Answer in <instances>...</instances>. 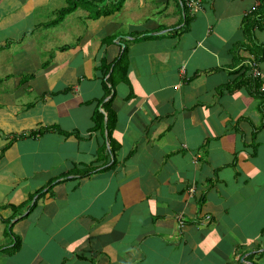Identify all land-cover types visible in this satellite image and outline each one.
Wrapping results in <instances>:
<instances>
[{
	"label": "crops",
	"instance_id": "obj_1",
	"mask_svg": "<svg viewBox=\"0 0 264 264\" xmlns=\"http://www.w3.org/2000/svg\"><path fill=\"white\" fill-rule=\"evenodd\" d=\"M181 2L47 27L67 0H0V264H264L261 102L218 92L244 72L257 0H200L188 28ZM124 42L111 153L98 103Z\"/></svg>",
	"mask_w": 264,
	"mask_h": 264
},
{
	"label": "trees",
	"instance_id": "obj_2",
	"mask_svg": "<svg viewBox=\"0 0 264 264\" xmlns=\"http://www.w3.org/2000/svg\"><path fill=\"white\" fill-rule=\"evenodd\" d=\"M98 1L96 0H67V6L63 7L59 10H57L54 13V18L46 24L47 27H53L58 24H60L66 16L74 12L78 7L85 8L86 10H91L93 6L97 7L98 4L96 3ZM125 0H116V5L114 8H110L109 6L105 5L102 6L101 10H97L96 12H89L92 19H98L100 17H106L109 15H112L118 11H120L123 7ZM182 9L184 10V22L185 24L183 25L184 28H188V25L190 23V16L188 10L184 6V2L182 0L181 2ZM264 22V0H257V5L255 6L254 10L252 11L251 15L246 18V22L244 23V36L249 38V41L251 42V46H244V48L249 52L247 58L241 63L243 65V70L244 72L241 73V77L237 81L232 82V85H226L224 87H220L218 92L221 93L224 90L228 91H233L240 89L241 87H244L247 92L256 98H258L261 102V105L259 106V110L264 116V83L261 80V77L258 78H253L251 75L245 76V73L250 72L251 68L246 62L253 57L254 61L257 64V68L259 69V60L264 57V50L262 47H259L254 44V39H253V30L255 28H264V25L262 24ZM183 29L182 31H184ZM132 37H136V35H131ZM107 42L109 40L107 39ZM126 44V42H124ZM254 55V56H253ZM128 46L127 44L124 45V48L121 49L120 55L112 62V64L109 67V71L105 74V79L103 81V87L105 89V96L102 97V99L99 101V105L102 104V108L106 114V119H107V132H108V141L110 144V149L109 151L111 153H114L115 151V146L113 144V141L111 140V128L113 122L116 121L115 117V112L109 108V104L111 103L112 99L114 98V93L112 91L115 88V83L120 82H127V74H128ZM111 97L103 103L104 99L108 96ZM264 118V117H263ZM103 119V115L101 113L95 114L94 121L97 123H101ZM41 132V130L38 131H33L30 133L31 135H37Z\"/></svg>",
	"mask_w": 264,
	"mask_h": 264
},
{
	"label": "built area",
	"instance_id": "obj_3",
	"mask_svg": "<svg viewBox=\"0 0 264 264\" xmlns=\"http://www.w3.org/2000/svg\"><path fill=\"white\" fill-rule=\"evenodd\" d=\"M184 6L188 10L190 14H195L199 11H201V2L200 0H183ZM248 65L250 66L251 70V76L253 78H258L260 77V71L257 68V64L254 61L253 58H250L248 61Z\"/></svg>",
	"mask_w": 264,
	"mask_h": 264
},
{
	"label": "rangeland",
	"instance_id": "obj_4",
	"mask_svg": "<svg viewBox=\"0 0 264 264\" xmlns=\"http://www.w3.org/2000/svg\"><path fill=\"white\" fill-rule=\"evenodd\" d=\"M109 1H111V0H107V1L104 0V3H103V1H101L97 5V7L93 6L92 9L89 10V12L91 13V12H96L97 10H101L102 6H105V5H107L113 9L114 6L116 5V0H112L111 2H109ZM39 15L40 14L35 15L34 20L38 19ZM50 40H51V45L53 46V49H55L56 47H59L61 44H63V41H64V40H62V38L60 36L56 35L55 32L52 33ZM67 40L69 43H71V39L67 38ZM49 55L50 54H46L44 56V59L48 60L50 58Z\"/></svg>",
	"mask_w": 264,
	"mask_h": 264
},
{
	"label": "clouds",
	"instance_id": "obj_5",
	"mask_svg": "<svg viewBox=\"0 0 264 264\" xmlns=\"http://www.w3.org/2000/svg\"><path fill=\"white\" fill-rule=\"evenodd\" d=\"M124 5V4H123ZM198 13V12H197ZM190 14V13H189ZM196 14V13H195ZM195 14H190V16H193V15H195ZM121 45H123L122 43H120V46ZM122 47V46H121ZM124 48V45H123V47H122V49ZM251 58H253V57H251ZM249 61V60H248ZM248 61L246 62V64H248ZM260 71V70H259ZM248 75H251V72H248ZM262 76V74H261V72H260V77ZM114 92V90L112 91V93ZM111 96V95H110ZM110 96H108V97H110ZM106 99H107V97H106ZM106 99H104V101L106 100ZM104 111V110H103ZM104 114H105V112H104ZM34 136H36V135H34Z\"/></svg>",
	"mask_w": 264,
	"mask_h": 264
},
{
	"label": "water",
	"instance_id": "obj_6",
	"mask_svg": "<svg viewBox=\"0 0 264 264\" xmlns=\"http://www.w3.org/2000/svg\"><path fill=\"white\" fill-rule=\"evenodd\" d=\"M123 47V45H121Z\"/></svg>",
	"mask_w": 264,
	"mask_h": 264
}]
</instances>
